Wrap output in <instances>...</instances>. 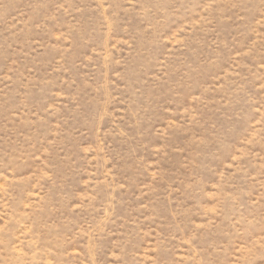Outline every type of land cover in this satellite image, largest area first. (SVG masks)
<instances>
[{"label": "rangeland", "instance_id": "obj_1", "mask_svg": "<svg viewBox=\"0 0 264 264\" xmlns=\"http://www.w3.org/2000/svg\"><path fill=\"white\" fill-rule=\"evenodd\" d=\"M0 264H264V0H0Z\"/></svg>", "mask_w": 264, "mask_h": 264}]
</instances>
